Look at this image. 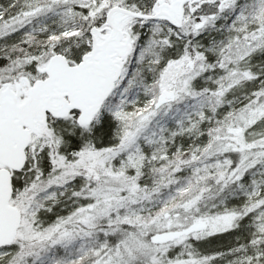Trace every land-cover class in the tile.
<instances>
[{"label":"snow or ice","instance_id":"snow-or-ice-1","mask_svg":"<svg viewBox=\"0 0 264 264\" xmlns=\"http://www.w3.org/2000/svg\"><path fill=\"white\" fill-rule=\"evenodd\" d=\"M0 264H264V0H0Z\"/></svg>","mask_w":264,"mask_h":264}]
</instances>
